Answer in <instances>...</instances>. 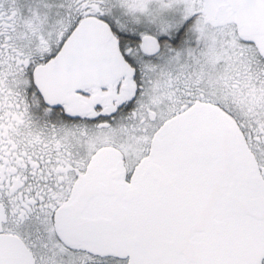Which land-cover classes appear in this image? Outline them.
<instances>
[{"label":"snow or ice","instance_id":"1","mask_svg":"<svg viewBox=\"0 0 264 264\" xmlns=\"http://www.w3.org/2000/svg\"><path fill=\"white\" fill-rule=\"evenodd\" d=\"M0 264H264V0H0Z\"/></svg>","mask_w":264,"mask_h":264}]
</instances>
